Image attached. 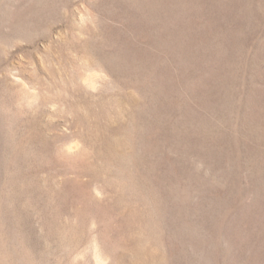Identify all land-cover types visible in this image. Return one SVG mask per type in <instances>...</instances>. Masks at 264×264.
Segmentation results:
<instances>
[{
  "label": "rangeland",
  "instance_id": "374dc122",
  "mask_svg": "<svg viewBox=\"0 0 264 264\" xmlns=\"http://www.w3.org/2000/svg\"><path fill=\"white\" fill-rule=\"evenodd\" d=\"M0 264H264V0H0Z\"/></svg>",
  "mask_w": 264,
  "mask_h": 264
}]
</instances>
